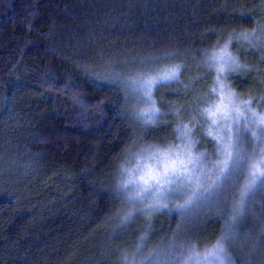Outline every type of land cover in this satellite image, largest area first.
Returning <instances> with one entry per match:
<instances>
[{
	"label": "trees",
	"instance_id": "1",
	"mask_svg": "<svg viewBox=\"0 0 264 264\" xmlns=\"http://www.w3.org/2000/svg\"><path fill=\"white\" fill-rule=\"evenodd\" d=\"M257 26L264 0H0V264H147L155 243L165 255L181 240L212 248L236 203L194 231L171 218L123 225L119 174L138 132L121 83L210 61L218 42ZM262 56L241 53L237 91L264 85ZM233 224L232 264H264V194Z\"/></svg>",
	"mask_w": 264,
	"mask_h": 264
},
{
	"label": "snow or ice",
	"instance_id": "2",
	"mask_svg": "<svg viewBox=\"0 0 264 264\" xmlns=\"http://www.w3.org/2000/svg\"><path fill=\"white\" fill-rule=\"evenodd\" d=\"M233 39H242L253 49L264 51V26H257L251 33L243 32L226 42H218L208 63L215 71L214 85L203 99L204 106L177 129L180 143L149 146L136 153L130 162L134 167L123 169V173H130L135 178L121 181L117 189V198L128 207L125 221L136 213L150 214L152 211L167 210L183 216L194 202L223 195L233 186L234 180L247 171L249 182L240 191L231 213L226 214L225 235L203 253L187 240H181L180 244L173 242L172 247L178 250L189 244L188 252H181L173 264H232L226 246L236 237L233 221L243 214L251 197L264 189V97L245 99L233 90L229 82L231 76L243 67L230 51ZM261 59L264 60V56ZM180 76V65L134 74L130 80L132 98L147 109L137 112L144 124L161 121L164 113L157 106L154 93L160 87L179 82ZM175 112L179 114L180 109L176 108ZM194 130H202L204 136L211 138L210 142L215 144V156L194 152L201 142L192 138ZM245 145L250 146L251 151ZM213 175L215 179H212ZM185 196L184 203H175Z\"/></svg>",
	"mask_w": 264,
	"mask_h": 264
},
{
	"label": "rangeland",
	"instance_id": "3",
	"mask_svg": "<svg viewBox=\"0 0 264 264\" xmlns=\"http://www.w3.org/2000/svg\"><path fill=\"white\" fill-rule=\"evenodd\" d=\"M244 46H248L246 51ZM230 49L232 54L238 59L241 65H243V62L241 60V53L247 52V54H250L251 51L256 52L257 50H259L253 49L246 41L242 39H234L232 41V47ZM237 51L241 53L239 54ZM209 62L210 61L208 58H189L185 64H175L181 66V76L179 82H172L169 86L160 87L154 93L157 100V106L160 107L161 112L164 113V115L161 117V121L156 124L146 125L141 119L137 117L138 111L147 109L144 106L137 104L132 98L133 93L132 86L130 84L131 79L122 81L121 85L124 88L123 98L126 102H129V115L132 119L134 118L133 122L134 124H136L135 129L138 132L137 141L134 145V151H136V153L142 152L149 146H163L169 143H180V140L178 139L177 129L182 127L183 124L188 123L191 120L192 116L196 114L197 109L204 106L203 99L208 95L210 89L214 85L215 71L214 69L209 68ZM166 66H173L172 62H168L162 67ZM116 75L123 78V74L121 75L114 73L112 76L114 82L121 79L119 77H116ZM233 90L245 99H247L249 96H255L257 98L264 97V85H261L260 87L255 86L254 89L248 91L249 93L245 95L244 93L242 94V92L237 91V88L233 87ZM176 108L180 109L179 114H176ZM189 127H192V125L189 124ZM192 138L201 141L194 149V152L196 154L203 152L208 157L215 156V144L214 142H210V137H206L203 135L202 130H194ZM245 147L249 151H251L250 146L245 145ZM136 153L130 155L128 161H132ZM131 167H134V165L129 162L127 168ZM120 175L124 180L135 178L130 173L122 172L119 174V177ZM212 179H215L214 175L212 176ZM248 182L249 180L247 171H245L234 180L233 186L229 187L223 195L213 196L209 200L204 202H194L188 209L185 210V215L183 216L177 215L175 212H168L167 210L152 211L150 214L136 213L130 220H123L122 223L124 226H127L130 221H136L138 222V224H141L145 230V227L150 229L154 228L153 225L158 218H171L172 220L176 221L178 226H180L179 230L194 231L196 225L195 223L199 221L202 215L204 216L205 214H212L214 213V211H218L223 202H227L229 205H233L234 203L237 204L240 191L246 184H248ZM119 187L120 183L118 184V188ZM263 194L264 189L257 191L255 195L251 197V200L248 204H250L252 200L256 199L257 197H263ZM186 198L187 197L185 196L184 198L177 199L175 203L182 204L185 202ZM122 204L123 209L127 212V205L125 203ZM216 204H219V207H217ZM162 223L163 221L157 222V226L160 228V226H162ZM173 241L175 240L173 239ZM152 247L154 249V254H157V256L155 257L154 255L150 256L151 262L153 261L154 264H173L174 258L180 256L179 253L181 254V252H184L185 249H187V247L185 248L184 246L179 250L177 249L179 253L177 252L178 254L176 255H170V252L168 255H165V248L161 249V246L158 248L157 243L152 244Z\"/></svg>",
	"mask_w": 264,
	"mask_h": 264
}]
</instances>
